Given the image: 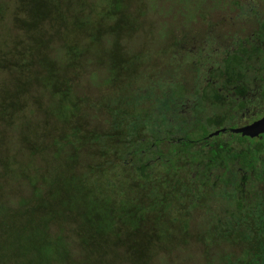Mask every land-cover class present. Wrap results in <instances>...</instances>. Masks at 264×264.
I'll list each match as a JSON object with an SVG mask.
<instances>
[{
  "label": "trees",
  "instance_id": "16d2710c",
  "mask_svg": "<svg viewBox=\"0 0 264 264\" xmlns=\"http://www.w3.org/2000/svg\"><path fill=\"white\" fill-rule=\"evenodd\" d=\"M122 2L104 0L102 9L94 5L95 0H0V134L9 136L11 131L16 135L18 146L9 151L21 153L20 163L29 174L37 164L35 159L40 164L46 157L61 160L72 182L85 196L93 195L92 202L102 210L92 218L84 211L93 213L91 205L62 203L52 214L44 202L50 193L26 173L23 182L17 177L20 191L31 189L20 199V206L31 209L33 205L32 213L38 217L36 226L25 225L30 247L21 264H156L155 260L170 264L167 258L172 252L182 251L190 258L195 244L207 239L202 233H191L188 221L190 212L210 209L213 194L232 201L226 219L234 223L247 216L248 208L260 207L256 193L246 194V185L258 182L264 190V134H231L229 129L237 125L224 128L221 119L212 116H194L186 120L190 128L183 133L182 127L178 133L166 127V121L170 126L185 122L178 121L177 102L166 116L157 106L151 111L127 112L128 121H120L118 111L104 106L99 127L90 124L92 112L102 109L103 93L91 97L80 83L82 74L91 76L85 64L89 47H100L102 56L97 55V65L90 67L103 69L106 92L116 86L118 68L122 71L127 61L136 62L134 57L123 58L122 41L135 40L137 28L132 29L128 19L137 20L140 13L133 16L132 5L123 7ZM96 8L103 12L100 19L94 16ZM14 31L15 36H9ZM204 33V40L216 42L212 30ZM187 39L177 42L172 58L199 53L196 38ZM244 42L231 48V53L212 43L206 56H218V49L226 53L216 67L210 65L201 95L212 106L235 102L237 111L254 124L264 119V92L258 95L243 83L242 72L254 53ZM222 129L224 133L209 136ZM8 154L0 156L4 175L14 168L4 161ZM237 174L239 184L234 185L229 176ZM98 180L102 186L97 192ZM78 189L74 187L75 194L81 193ZM61 192L67 200L69 192ZM42 212L51 213L50 217ZM23 215L20 210L19 218ZM69 223L74 225L70 231L66 229ZM221 223L216 219L214 229ZM51 227L59 232L56 240L49 236ZM75 246L81 251L77 253ZM3 250L0 246V264H5L2 260L9 252ZM203 251L204 264H264L262 243L252 253L244 251L239 259L222 254L215 261L210 250Z\"/></svg>",
  "mask_w": 264,
  "mask_h": 264
},
{
  "label": "rangeland",
  "instance_id": "374dc122",
  "mask_svg": "<svg viewBox=\"0 0 264 264\" xmlns=\"http://www.w3.org/2000/svg\"><path fill=\"white\" fill-rule=\"evenodd\" d=\"M3 1L7 2V0ZM102 2L104 0H95L94 5L102 8ZM234 3L239 6H234ZM122 4L123 7L132 5L133 16L140 13L137 20L134 17L128 19L132 29L137 28L133 34L136 35L135 40L132 42L125 41L126 39L121 40L123 58L125 56L128 59L136 58L135 67L134 64L132 65L130 61H127V66L124 64L126 67L122 71L118 68L116 86L106 92L105 87H103V69L97 70L90 67L91 63L97 65L99 59L97 55L102 56L99 52L100 47L91 49L89 47L85 64L86 71L91 76L88 79L87 75L82 74L80 83L90 84L87 86L82 83V86L85 88L84 92L87 95L91 94V97L103 93L99 100L102 109L93 111L91 118H88L92 126H98L100 119L104 117V106H111L118 111L120 121H128L130 117L127 116V112L129 114V112H140L141 110L151 111L157 106L160 112L166 116L176 102L179 103L176 113L178 121L185 120V122L180 125L175 119L177 125L170 126V122L166 121V127H173L178 133H184L190 128L191 125H186V120L189 121L194 116L198 118L219 117L224 128L227 129L234 124L237 125L235 128L251 124L248 122L245 113L237 111L235 102L230 104L225 102L221 107L212 106L208 99L202 97L201 93L206 80L209 78L210 65L214 64L216 67L218 63H221L226 53V50L221 49L227 47V51L231 53V48H235L238 43L242 44V42L247 41V47L252 51L255 48L254 33L258 34L259 41L264 42V16L262 15L264 13V0H123ZM95 13L96 19H100L103 14L98 8H96ZM125 17L127 16L124 15L122 19ZM10 24L9 21L8 26ZM206 30H212L214 38H217L215 39L216 42L202 38ZM2 34L5 35V33ZM15 34L16 31L9 36L14 37ZM185 37L188 38L187 40L196 38L195 43L202 51L199 50L196 56L184 53L181 60L178 59V56L172 58L171 54L177 51L174 46ZM229 39H231V43H229ZM212 43L220 45L221 49L217 51L219 52L218 56H206ZM2 46L3 44L0 43V51ZM94 55L96 56L92 60ZM263 69L264 51H261L257 55L252 53L249 56L247 68L242 72L244 75L243 83H246L248 88L254 89L258 95L264 91ZM184 126L186 127L184 128ZM102 128H105L103 124ZM180 128H182V132L179 131ZM10 133L9 136H12L13 140L9 136L0 134V150H2L0 156H5L8 154L7 150L12 151L18 146L16 135H13L14 133L11 131ZM10 151L4 161L7 162V165L13 164L14 168L11 173L8 172L5 175L0 171V246L4 248L2 252L6 249L9 250L3 257L5 261L2 260L5 264H13L15 260L17 264H21L26 258L23 256L26 254L25 250L30 247L27 244L30 239L29 230L25 225L36 226L38 217L36 213H32L33 205L30 206L31 209L20 206V199L27 197L31 189L28 193L20 191L17 177L21 178V182H23L22 178L26 173L33 177L42 189H46L50 193L44 202L49 206L52 214L58 212L62 203L64 205L85 204V208L86 204L91 205L94 209L93 213L89 214L86 210L84 211L92 218H95L94 215L102 210L97 209V206L92 202L95 199L93 195L85 196L84 192L72 182L67 172L61 167V160L55 161L53 157H46L44 163L40 164V161L35 159L33 161L37 164L34 171L29 174V171L24 168L23 162L20 163L21 153L18 155V152ZM29 161L32 160L29 159ZM82 166L83 169L86 168L88 162L83 163ZM2 168L4 167L2 166ZM229 177L234 185L239 184L240 175ZM246 178L252 180L249 175H246ZM247 183L248 185H245L249 187V195L257 194V204L260 207L248 208L247 216L243 215L244 219H240L239 223H234V220L226 219V214L229 215L228 212L232 211V201L226 200L224 196H219L217 193L213 194L208 203L210 209L208 211L205 209L190 212L188 221V228L191 233H202V236H208L207 239H204L201 244H195L196 249L193 250L194 253L190 255V258H186L182 251L179 253L172 252L167 258L170 264H204L203 248L212 252L215 261L217 255L222 254L226 257L235 256L239 259L243 257L244 251L252 250L250 252L252 253L259 243L264 244L263 189L258 182ZM101 186V180L94 184L95 189H99ZM74 187L81 193L75 194ZM65 189L69 192L67 200H64V194L61 192ZM39 207L42 206L39 205ZM20 210L24 214L21 219L19 218ZM25 210L28 213H25ZM42 213H46L47 217L45 218L47 219L51 214L49 212ZM56 219L60 220V218ZM216 219L222 223L221 227L214 229ZM73 227V223L66 224L68 231ZM212 228L213 230H211ZM49 236L56 240L59 232L54 231V227H51ZM21 244L23 245L21 246ZM75 250L77 253L81 251L76 246ZM155 262L156 264H166L162 260H155Z\"/></svg>",
  "mask_w": 264,
  "mask_h": 264
},
{
  "label": "water",
  "instance_id": "95a60500",
  "mask_svg": "<svg viewBox=\"0 0 264 264\" xmlns=\"http://www.w3.org/2000/svg\"><path fill=\"white\" fill-rule=\"evenodd\" d=\"M261 127L264 128V119H262L259 122L254 123V124L247 125V126H244V127H241V128H232V129H229V132L231 134H234V135L240 134L242 136H246V135H249L250 134L251 130L253 131V129H255V128L260 129ZM224 131L225 130H223V129L222 130H219V131H215V132L211 133L209 136L210 137L211 136H218L219 133H224ZM259 131L262 132L261 129Z\"/></svg>",
  "mask_w": 264,
  "mask_h": 264
},
{
  "label": "flooded vegetation",
  "instance_id": "af4514ba",
  "mask_svg": "<svg viewBox=\"0 0 264 264\" xmlns=\"http://www.w3.org/2000/svg\"><path fill=\"white\" fill-rule=\"evenodd\" d=\"M253 42H254V47L255 48L252 49V52L258 54V52L264 51V46H263L264 45V42L263 41H259L258 34H257L256 38L253 39ZM229 43H231V39H229ZM242 44H245V42H242ZM243 47L245 48V46H243ZM263 72H264V69H263ZM262 82L264 83V79H262ZM261 92H264V91H261ZM260 129H261V131H264V128L263 127H261ZM260 129L255 128V129H253V131L251 130L250 134L249 135H246L245 137H251L252 134H255V135H257V134H264V132H260L259 131ZM261 188L263 189V187H261ZM249 193H250L249 191L246 192L247 195H249ZM262 195H264V190L262 192Z\"/></svg>",
  "mask_w": 264,
  "mask_h": 264
}]
</instances>
